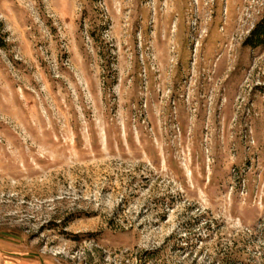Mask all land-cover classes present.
<instances>
[{"label":"rangeland","instance_id":"obj_1","mask_svg":"<svg viewBox=\"0 0 264 264\" xmlns=\"http://www.w3.org/2000/svg\"><path fill=\"white\" fill-rule=\"evenodd\" d=\"M0 264H264V0H0Z\"/></svg>","mask_w":264,"mask_h":264}]
</instances>
